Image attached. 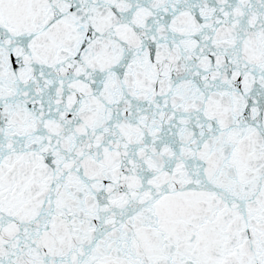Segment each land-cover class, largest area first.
Instances as JSON below:
<instances>
[{"label":"snow or ice","instance_id":"6c2138e0","mask_svg":"<svg viewBox=\"0 0 264 264\" xmlns=\"http://www.w3.org/2000/svg\"><path fill=\"white\" fill-rule=\"evenodd\" d=\"M0 264H264V0H0Z\"/></svg>","mask_w":264,"mask_h":264}]
</instances>
